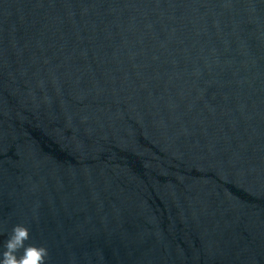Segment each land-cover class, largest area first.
<instances>
[{"label":"water","instance_id":"1","mask_svg":"<svg viewBox=\"0 0 264 264\" xmlns=\"http://www.w3.org/2000/svg\"><path fill=\"white\" fill-rule=\"evenodd\" d=\"M47 264H264V0H0V246Z\"/></svg>","mask_w":264,"mask_h":264},{"label":"clouds","instance_id":"2","mask_svg":"<svg viewBox=\"0 0 264 264\" xmlns=\"http://www.w3.org/2000/svg\"><path fill=\"white\" fill-rule=\"evenodd\" d=\"M30 238V231L25 225H14L0 246V264H47V248L28 243Z\"/></svg>","mask_w":264,"mask_h":264}]
</instances>
